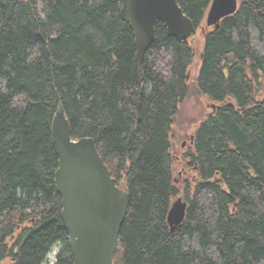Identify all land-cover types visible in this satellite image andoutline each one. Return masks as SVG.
Returning a JSON list of instances; mask_svg holds the SVG:
<instances>
[{
  "label": "trees",
  "instance_id": "1",
  "mask_svg": "<svg viewBox=\"0 0 264 264\" xmlns=\"http://www.w3.org/2000/svg\"><path fill=\"white\" fill-rule=\"evenodd\" d=\"M177 2L193 38L158 22L139 65L123 0H0V264H45L57 244L54 264L74 263L56 185L60 104L130 194L115 264H264V0H238L217 28L212 0ZM192 98L216 107L174 136Z\"/></svg>",
  "mask_w": 264,
  "mask_h": 264
},
{
  "label": "water",
  "instance_id": "2",
  "mask_svg": "<svg viewBox=\"0 0 264 264\" xmlns=\"http://www.w3.org/2000/svg\"><path fill=\"white\" fill-rule=\"evenodd\" d=\"M238 0H212L207 25L219 27L234 14ZM121 17L133 29L136 60L142 65L155 41V27L162 22L171 37L189 39L197 28L177 0H123ZM53 137L59 156L56 172L61 195V217L69 234L73 264H115L121 229L128 217L131 199L125 184L118 186L92 137L74 139L62 104L53 122ZM187 202L176 199L168 213L175 231L183 222Z\"/></svg>",
  "mask_w": 264,
  "mask_h": 264
},
{
  "label": "rangeland",
  "instance_id": "3",
  "mask_svg": "<svg viewBox=\"0 0 264 264\" xmlns=\"http://www.w3.org/2000/svg\"><path fill=\"white\" fill-rule=\"evenodd\" d=\"M198 46H200V43L198 44ZM197 62H198V59L196 60V63ZM212 104H214V103L213 102H206V101H202V100H196L194 98L189 99L188 102L185 104V107H183L184 111L186 110L187 114L184 113L183 115H181V116L179 115L177 117V122L175 123V125L173 127V135L177 136V135L181 134V132L186 131V123H185L186 118L196 120L197 122L200 121V119H202L203 115H205L209 112V108L212 107ZM181 136L178 138L179 140L176 141V148H178V149H179L178 141H179V144L181 145V142L183 143V139H184V138H181ZM185 142L187 144V140ZM182 147H183V149L186 148V146H183V144H182ZM180 168L181 167H179V170L181 171ZM60 246H61L60 244H57L54 246L51 253L48 255V259H47V262L45 264H54L55 263V259H56L57 253L60 249Z\"/></svg>",
  "mask_w": 264,
  "mask_h": 264
},
{
  "label": "bare ground",
  "instance_id": "4",
  "mask_svg": "<svg viewBox=\"0 0 264 264\" xmlns=\"http://www.w3.org/2000/svg\"><path fill=\"white\" fill-rule=\"evenodd\" d=\"M113 178H114V177H113ZM116 183H117V182H116ZM117 185H118V186H121L122 184H121V185H120V184H117Z\"/></svg>",
  "mask_w": 264,
  "mask_h": 264
}]
</instances>
